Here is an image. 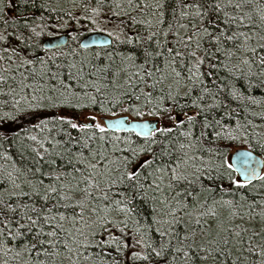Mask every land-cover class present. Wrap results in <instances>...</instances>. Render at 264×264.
<instances>
[{"label":"snow or ice","instance_id":"obj_1","mask_svg":"<svg viewBox=\"0 0 264 264\" xmlns=\"http://www.w3.org/2000/svg\"><path fill=\"white\" fill-rule=\"evenodd\" d=\"M0 264H264V0H0Z\"/></svg>","mask_w":264,"mask_h":264}]
</instances>
